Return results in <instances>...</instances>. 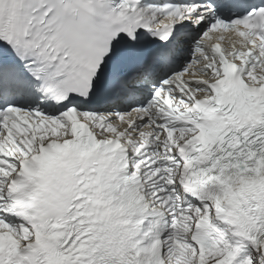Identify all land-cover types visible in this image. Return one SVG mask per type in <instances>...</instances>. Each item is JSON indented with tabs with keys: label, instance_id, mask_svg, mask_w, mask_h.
<instances>
[{
	"label": "bare ground",
	"instance_id": "obj_1",
	"mask_svg": "<svg viewBox=\"0 0 264 264\" xmlns=\"http://www.w3.org/2000/svg\"><path fill=\"white\" fill-rule=\"evenodd\" d=\"M2 4V0H0V6ZM1 15V14H0ZM171 57V54L167 59ZM166 58V57H165ZM168 62V60H165ZM96 117V115H90V118ZM98 121H102L103 119L98 118ZM62 125L67 124L65 120H60ZM108 125V124H107ZM82 158L80 156L76 157L75 163H72V166L68 169L69 172L73 170L77 171V174L69 179V190L68 194L72 191L78 190L80 192L87 191L92 183L89 179L88 175H86L84 169L82 167H77L78 163H81ZM253 197L249 195H243L240 199V204H237L238 212L240 214L239 219L241 221H263L264 222V187L260 186L258 191L253 193ZM61 208V206L54 207ZM87 208H93L92 203L87 204Z\"/></svg>",
	"mask_w": 264,
	"mask_h": 264
}]
</instances>
